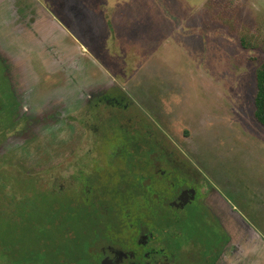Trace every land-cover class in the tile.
<instances>
[{"label":"rangeland","instance_id":"rangeland-1","mask_svg":"<svg viewBox=\"0 0 264 264\" xmlns=\"http://www.w3.org/2000/svg\"><path fill=\"white\" fill-rule=\"evenodd\" d=\"M263 63L264 0H0V264L15 262L11 238L30 246L56 224L47 210L85 190L82 176L104 163L102 135L128 120L170 130L189 163L200 157L245 187L242 204L264 234V126L254 117ZM109 79L119 91L104 105ZM67 221L81 236L87 221ZM250 251L248 264H264Z\"/></svg>","mask_w":264,"mask_h":264},{"label":"flooded vegetation","instance_id":"flooded-vegetation-1","mask_svg":"<svg viewBox=\"0 0 264 264\" xmlns=\"http://www.w3.org/2000/svg\"><path fill=\"white\" fill-rule=\"evenodd\" d=\"M118 91L105 87L104 105ZM128 123L102 135L104 163H92V178L82 176L85 190L76 188L65 201L53 197L61 208L47 212L59 219L37 236L45 260L24 256V264H234L237 254L238 264H248L249 250L264 252L263 226L242 204L245 187L217 177L200 157L189 163L185 152L173 150L170 130L160 135ZM78 216L87 221L81 236L67 221ZM54 232L60 235L52 237Z\"/></svg>","mask_w":264,"mask_h":264},{"label":"trees","instance_id":"trees-1","mask_svg":"<svg viewBox=\"0 0 264 264\" xmlns=\"http://www.w3.org/2000/svg\"><path fill=\"white\" fill-rule=\"evenodd\" d=\"M1 104V103H0ZM254 117L258 124L264 126V63L261 65V67L256 72V94L254 98ZM38 236V235H37ZM35 236L34 241H30L33 243L30 246H28L23 239V236H19L17 238H11V240H17L16 244L18 248L12 247V252H16L15 255L11 256V259L14 260V264H24L23 260H30L33 262H39L44 261L46 256H41V245L39 243V240ZM15 244V242H14ZM80 249L82 248V243H78ZM62 247L59 248V250ZM83 249V248H82ZM25 256V257H24ZM6 264H8V261L5 259ZM79 262V261H78ZM78 264H81L79 262Z\"/></svg>","mask_w":264,"mask_h":264},{"label":"crops","instance_id":"crops-1","mask_svg":"<svg viewBox=\"0 0 264 264\" xmlns=\"http://www.w3.org/2000/svg\"><path fill=\"white\" fill-rule=\"evenodd\" d=\"M48 25H50L52 27V31H55L59 27V25L52 18H50ZM104 73L107 74L109 77L111 76V74L109 75V73L107 71H104ZM109 80L110 81H107L106 83H104V89H105V87L109 88V87H112L114 85V82L111 79H109Z\"/></svg>","mask_w":264,"mask_h":264}]
</instances>
